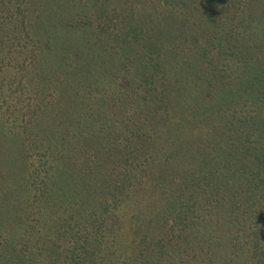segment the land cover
Listing matches in <instances>:
<instances>
[{"label": "rangeland", "instance_id": "obj_1", "mask_svg": "<svg viewBox=\"0 0 264 264\" xmlns=\"http://www.w3.org/2000/svg\"><path fill=\"white\" fill-rule=\"evenodd\" d=\"M92 1L94 3V0H42L41 9L44 12L45 9L47 11L44 20L39 19V9L36 5H31L26 14L33 19L35 28L39 25L45 29V32L37 43L30 28L29 36H26L22 27L15 33L11 46H8L9 41L5 43L9 34L6 30L10 26L8 29L11 31V27L20 22L18 17L22 19L23 11H18L19 14H17L15 5H12L8 12L0 8V165L2 164L0 174L6 175L9 181L5 189L4 205L0 208V240L4 239L9 244L12 243L14 254L23 258V264L25 260L26 264H70L68 260L70 253L83 254V249L75 247L74 238L81 236L85 239L90 225L96 224L94 221L97 218H93L91 210V213L86 211V214L80 215L84 218L80 220L77 213L71 210L90 199V194L84 193L79 189V185L75 186L73 182L80 178L77 175V170L80 168L86 176L91 178L95 176V179L99 177L98 181L101 184L96 185L95 189L107 188L114 182L120 187L115 191L119 194L118 200H120L117 202L118 209L114 210L115 215L103 216L110 219L106 220L108 223H106L105 233H108L110 228L126 231L121 238L114 241L115 247L112 248L114 255L119 258L117 263L134 264L135 260L137 264H221L218 256L212 255L219 254L220 249H225L219 255L224 260L223 264H228L224 257L233 254L232 247L229 248V246L233 245L234 241L231 239L235 238L233 231L236 228L235 224H238L229 213H237L249 223L250 221L260 223V218L250 219L251 216L256 215L255 213H260L259 198L254 193L248 192L245 187L242 188L244 192L239 194L234 184H223L222 188H227V191L224 195L221 194L217 205L216 203L209 207L198 205V216L196 214L193 217L197 216L199 227L188 234L187 239L184 235L182 236L184 233L182 228L177 235L175 231L168 233L164 229L162 233L160 232L162 237L158 234L154 235L151 242L149 241L151 237L146 236L143 241L136 235V233H142L146 224L143 221L144 215L139 213L138 208H143L139 204L141 202L153 204V193L158 192V188H154L155 185L152 184L153 178L151 180V175L146 171L148 169L147 164L143 162V156H147L148 147H154V145L158 150L157 156L161 155L164 151V138L175 139L176 143H181L176 150H174L175 145L171 147L173 152H178L173 154L174 159L171 160V165L178 160L186 164L185 168L189 173L203 177L213 185L220 176L221 163L228 164L226 159L236 160L238 156L243 155L246 159L249 158L245 149L253 152V148L258 147L257 135L261 139L259 141L264 143V123L257 127L251 124V114L246 112L245 107L236 106V110L240 112L237 119L240 126L234 121L236 119L233 120L230 116L234 112L233 106L232 108L226 106L215 114L216 118L214 116L213 121L219 127H212L210 124L212 121L202 123V117H205V114L199 111L196 101L198 98L200 100L202 95L200 96L194 88H196L195 82L203 86L206 84V78L203 81L199 79L200 70L195 69L196 66L201 67L199 63L205 59V51L192 42L189 36L187 40H182L181 37H184L186 33H181L176 25L178 18H185L189 20V24L191 22L198 28H204L207 36L212 37V42L217 44L219 49L220 47L226 49L225 53L228 56L230 52L239 50L243 52V56L247 53L260 56L264 54V0H230L231 2L228 0H180L177 6L172 2L171 9L163 5L160 0H146L148 1L146 4H142L141 0H110L113 3L132 2L134 6L141 8V12L156 18L147 25L151 27L155 24L157 27L153 29V32L158 34L164 42L158 71H165V76H186L188 79L186 97L182 101L185 106L178 105L181 110L177 109L174 114L169 113L166 119L161 120L162 124H156L155 118L146 113L136 114L143 105L141 96L144 94L145 87L148 86L144 82L141 83L143 72L152 73L147 58H142L141 65L134 62L127 69L116 64V68L105 71L103 64L99 65L102 50L99 51V48L95 47L94 37L93 46H91L92 39L89 32L78 23L82 15L86 19L85 15L88 11H90L89 14L93 11V21L97 19L94 9L91 8ZM123 9L118 11L122 12ZM164 14L169 15L165 17ZM218 39H222L224 45L221 42L217 43ZM205 42L210 50L212 44L210 39ZM180 48H183L181 55ZM17 49L20 53L15 52ZM218 51L216 47L214 53ZM120 55L121 53L117 57ZM229 60L235 63V67L241 69L236 59ZM146 63L150 69H146ZM256 63L251 66L257 65ZM228 68H231V64ZM103 71L104 75L107 74L106 77ZM87 73H90V76L93 74L92 77L96 79L88 78ZM47 76L49 83L44 81V77ZM108 76L111 80L108 86L117 95L115 99L112 98L113 94L107 90L104 83ZM138 83L140 86L137 87ZM96 84L102 87L96 88ZM70 86L74 90H68ZM77 92L79 94H76ZM84 96L90 99L98 96L104 101L99 108V103L93 102V110H97L101 118L109 114L107 110L110 109L112 102L117 104L116 108L111 107L113 111L109 121L119 127L122 126L121 128L126 130V135L131 139L128 144L125 140L122 141L120 136L115 135V140L112 142L113 149L117 147L114 159L124 166L123 171L126 167L137 165L135 171L139 172V176L133 181H130L128 175L123 176L121 170L112 176L111 172L103 173L102 169L98 168L102 166L100 162L102 159L98 158L102 156L103 148L107 147L105 142H103V148L88 149L87 154L82 152L83 150H80L79 154L74 150L71 153L68 152L69 157L66 159L62 157L64 148L58 146L59 150H56L50 145L49 132L54 121L72 119L71 111H78L79 115L86 117L83 120L86 124L91 120L93 117L91 107L87 110V106L84 108L79 103ZM207 100L213 102L209 98ZM58 103L66 107L59 109ZM120 106L121 109L118 110ZM260 106L263 107L260 111L264 116V104ZM205 113L208 115L207 111ZM257 113L260 114L259 111ZM224 114L229 120H233L234 127L230 128L226 125L227 119ZM79 120L82 121L80 116ZM56 126L60 127V123H56ZM64 126L65 124L61 123V127ZM44 129H46L44 135L40 137ZM211 132H214L215 148L210 141ZM109 134L105 133L107 138ZM38 144L39 151L34 148ZM227 145L228 150H226ZM5 152L9 157L4 163L2 157L5 156ZM125 160L126 163L123 164ZM19 166L25 169L24 180L31 173L32 181L33 175L36 176L39 173L40 178L36 181L37 184L45 189V196L47 191L49 192L45 201L36 202L37 199L33 196L35 190L30 184L27 185L26 180L25 186L21 181L19 186L21 190L18 192L20 196L17 199L19 209H17L15 205L17 193L14 188L15 182L21 178V173L16 171ZM48 167L51 168L46 177L44 175ZM94 168L97 169L96 175H93ZM151 169L154 173L153 166ZM63 176H66L70 182L60 181L59 179ZM62 186L64 190L70 189L66 190L67 197H64V203H61L60 197L56 194L57 188ZM80 190L82 193L79 196ZM71 193L77 194L78 197H72ZM234 196L236 203L233 205L230 201ZM0 198L3 201V196L0 195ZM111 199L108 195L104 196L107 203H111ZM125 201H134L133 208L126 207ZM69 202H72L73 206ZM239 207L243 208L242 210L247 209L248 213L242 210L237 212ZM245 214L251 215L247 218ZM43 220L48 222L40 225ZM102 223L103 221L97 222L96 227L101 226ZM70 230H73V233ZM246 235L239 234L238 242L236 239V244L241 246L236 250L239 251L241 258L245 249L242 244L247 243L248 239H245ZM38 238H41L40 242ZM159 240L161 241L156 243ZM222 242L226 245L225 247H221ZM116 251L124 252L119 254ZM241 258L238 260L241 261Z\"/></svg>", "mask_w": 264, "mask_h": 264}, {"label": "trees", "instance_id": "obj_2", "mask_svg": "<svg viewBox=\"0 0 264 264\" xmlns=\"http://www.w3.org/2000/svg\"><path fill=\"white\" fill-rule=\"evenodd\" d=\"M141 1L142 4H146L148 2L146 0ZM178 1L180 0H160L163 5L168 6L170 9L172 7L171 3L174 2L175 6H177ZM228 1L231 2L230 0ZM41 3L42 0H0L1 10L4 8V10L7 11L11 9L12 5H15L17 14H19L18 11H23L22 19L18 17L20 22L18 24H14L11 27V31L8 29L10 26L6 30L9 31V34L5 39V43L7 41L10 42L8 46L12 45V40L15 36V33L22 27L26 36H29L28 32L30 28L31 32L36 37V42H40V39L43 36L42 33L45 32V29L39 25L35 28L33 19H30L26 12L31 5H36V7L39 9V19L44 20L45 14L47 15V11L45 8V12L41 9ZM91 8L92 10L94 9L97 19L93 21V11L91 14H89L90 11H88V14L85 15L86 19L82 15L78 23L79 25H83L84 28L89 32L92 39L91 46H93L94 37L95 47L97 46V48H99V51L102 50L101 59H99V65L103 64V68L105 71H107V69H112L113 67L116 68V64H119V66L121 68L123 67L124 69L130 68L129 66L134 62H137V65H141L142 58H147L149 61L148 63L152 69V73L149 74L147 71L143 72L144 75L142 77L143 79L141 80V83L144 82L148 86L145 87L144 94L141 96L143 105L140 106V111L136 114L138 115L141 113H146L148 114V116H153V118H155L156 124H162L163 121L161 120L166 119L169 113L174 114L177 109L181 110V107H178V105L185 106L182 101L186 97L185 91L188 85V79L186 76H165V71H158V69L160 68L159 63L161 58V51H163L164 42L160 39L158 34L153 32V29L157 26L155 24L151 27L147 25L148 23L151 24L152 21H154L153 19L156 18H154V16H147V14L141 12V8H137L132 2H127L125 4L119 2L113 3L110 0H94V3L92 1ZM122 8H124L122 12L118 11ZM42 12L44 14H42ZM168 15L164 14L163 16L167 17ZM32 17L34 18V14H32ZM161 24L162 22L160 23V25ZM176 25L181 33H186L184 37H181L182 40H187V37L189 36L190 39L193 40L192 42H194L199 48H201L202 51H205V59L201 63H199L201 64V67L196 66L195 69L200 70L199 79H202L203 81V79L206 78V84L203 86V84H197L195 82L196 88H194L200 96L202 95V97H200V100H198L199 98L196 100L198 103L197 106H199V111H201L203 115L205 114V117H202V123L203 121L209 123L212 121V123H210L212 127L217 128L218 125L216 126L213 121L215 114H218V112H220V109L226 106H230V108H232L233 106L234 112H232L233 115L230 116L233 120L236 119L234 121H236V123H238L239 125V120L237 119L240 112L236 110V106H241L245 107L246 112L251 114V124H253L254 126L256 125V127L261 126L262 123H264V116H262L260 111L261 109H263V107L260 105L264 104V54H260V56H253L250 55L251 53H247L245 54L246 56H243V52L239 50L236 52H230L228 56L225 53L226 49H221V47L219 49L218 45L212 42V37L209 38V36H207V31L204 28H198L191 22L189 24V20L185 18H178ZM207 39H210L212 43L211 45L209 43L211 47L210 50L209 48H207V44L205 42L207 41ZM216 42H221L223 43L222 45H224L222 39H218V41ZM216 47L219 51L217 53H214ZM18 49L15 52L20 53ZM182 49L183 48L179 49L181 50V52L179 53L180 55L182 53ZM212 50L214 51L212 52ZM207 51L209 52L208 54ZM120 53L121 55L117 57ZM227 57H229V59H236V61L239 62L238 65L241 66V69L239 70L238 67H235V63L233 61H230ZM250 59H253V62ZM224 60L226 61L223 63ZM255 63L257 65L251 66ZM230 64L231 68H228ZM149 65L147 63L145 64L146 69H150ZM175 65L177 66V60L175 62ZM104 74L105 72L103 71V75ZM86 76L89 78L92 77L93 74L92 76H90V73H87ZM104 76L106 77L107 74ZM94 79H96V77L93 78V80ZM44 81H47L49 83L48 76L44 77ZM110 81L111 80L108 76L104 83H106L107 90L113 94L112 98H114L117 95L115 92H112L111 88L108 86ZM138 86H140V83H138L137 87ZM95 87L100 88L102 86L96 84ZM71 89L74 90V88L70 86L68 90ZM76 94H79V92H77ZM208 98L210 100H213V102H209L207 100ZM93 102H98L99 108L104 101L98 96H95L92 99L84 96L79 102L84 106V108L85 106H87V110L91 107V110L93 112V117L87 122V124L85 123L86 121H83L86 117H84L83 115H79L78 111H71L73 112L71 115L73 116L72 119L69 118L67 120L62 119L57 120L56 122L54 121L53 125L50 127L51 129L49 132L51 136L50 145H52L56 150H59L58 146L64 148L62 157L66 159L69 157L67 154L68 152L71 153L74 150V152H78L79 154L81 152L80 150H83L82 152L87 154L86 151L88 149L97 150V148H99L100 150L101 147H104L103 142H105L107 144V147L103 148V154L98 158L99 160L102 159V161H100L102 166L98 168H101L103 173L104 171L108 173L111 172L113 176V174L117 171H123L124 167L120 162L114 159L117 147L113 149L112 142L115 140V135H118V137L120 136L122 141L125 140L127 143L130 141L131 137L126 135V130L122 129V126L119 127V125H116L114 122L109 121V116L113 111L111 110V107L115 106L116 108L117 104L112 102L110 104V109L107 110V113L109 114L101 118L100 114L97 113V110H93ZM208 102L209 104H207ZM58 105L59 109L66 107L60 103H58ZM120 109L121 106L118 110ZM205 111L208 112V115L205 113ZM257 111H259L260 114H258ZM79 116L82 121L79 120ZM226 119V125H229L230 128L234 127V125H232L233 120H229V118L227 117ZM56 123H60V127L56 126ZM61 123L65 124V126L61 127ZM248 124L250 125V123ZM45 130L46 129L42 130V133H40V137L44 135L43 133ZM105 133H110L108 138ZM213 133L214 132H211V135H209V137L212 138L210 141L212 147L215 148L216 145L213 144ZM258 136L259 135L256 136V144H258V147L260 149L256 147L258 149L253 148L254 151L250 152L246 148L245 152L249 156V158L247 159L246 157H244V155L242 156L243 158L238 156L236 160L234 158H232L231 160L229 158L226 159V162L228 164L221 163L222 170L219 174L220 176H218L213 185L203 179V177H199L198 175L189 173L185 168L186 164H182L178 160L174 165H171V160L174 159L173 154L178 153L173 152L171 147L175 145L174 150H176L178 144L180 145L181 142L176 143L175 139L172 140L169 137L164 138V151L161 155L158 156V150L156 146H149V154H146L147 156H143V162L147 164L148 170L146 171H148L151 175V180L153 178L152 184L155 185L154 188H158V192L153 193V204H149L147 202H141L139 204V206L143 207L142 209L138 208L139 213H142L144 215L143 221H145L146 224L144 229L142 230V233H136V235L141 237L140 239H142L143 241L146 236H149L151 237L149 238V241L152 242V237L154 235L158 234L162 237L161 233L162 231H164V229H166V232L168 233H171V231H175V234L177 235V233L183 228L184 233H182V236L184 235L185 239H187L188 234L196 231V228L199 227V220L197 219V213L199 212L198 205L202 204V206L204 205L206 207H209V205H215V203L217 205L218 199L221 198V194L223 193L224 195L227 191V188L223 189L222 185L227 183L234 184L239 194H242V192H244L242 188L245 187L248 192L254 193V195L259 198V200L261 201L260 213H255L256 215L251 216L250 219L256 220L260 218L261 222L259 223V221H250L251 223H249L246 219L241 217V215H237V213H229L230 217L236 219L238 224H235L236 228L234 229L235 231H233V235L235 238L231 239L232 241H234L233 245L229 246V248L232 247L231 249L233 254L224 257V259L228 261V264H247V262L248 264H264V143L260 142L261 139L258 138ZM39 147L40 145L38 144L35 145L34 148L39 151ZM228 149L229 147L226 150ZM6 154L7 153L5 152V156L2 155L4 163L6 160H8L7 158L9 157ZM125 163L126 160L123 164ZM1 166L2 164L0 165V170ZM152 166L155 170L154 173H152ZM50 168L51 167H48L46 175L44 176L48 177ZM136 169L137 165L126 167V170L121 172V174L125 177L126 175H128L130 181H133L139 176V172L135 171ZM16 171L18 173H21V178L18 182H15L14 188L17 193L15 195L16 207L17 199L20 196L18 192L21 190L19 186H21V181L23 183L22 185L25 186V180L27 182V185L30 184L31 188L35 190L33 192V196L35 197V199H37L36 202L42 203L43 201H45V198L47 197L49 192L47 191V194L45 196V189L37 184L38 182L36 181H39L40 178L39 173L36 174V176L33 175L34 179L31 181V173L28 175V179L26 178L24 180L23 175L25 169L22 166H19L18 170ZM77 172V175L80 178H77V181H73L74 185H79V189H81L87 195L90 194V199L81 206L77 208L75 206V209L71 210L74 213H77V216H79L80 220H84V218H81L80 215L86 214V211L91 213L92 210L94 216L93 218H97L94 222H96L97 224V222L103 221V223L98 227H96V224L92 223L87 232L88 236L85 239H83L81 236L74 238L76 242L75 247L77 246L76 248L83 249L84 253L81 254L79 252L77 253V255L74 252L70 253L68 260L70 261V264H119L117 263V261H119V258L114 255L115 253L112 248L115 247L114 241L121 238L123 236V233H125L126 231H122L120 230V228L117 230H115L114 228H110L109 232L105 233L107 229L106 223H108L106 220L110 219L109 217L104 218L103 216H105V214L112 217L115 215V211L118 209L117 202H120V200H118L119 194L115 193V191L120 189V187L116 182H114L107 188H100L99 190L95 189L96 185L100 186L101 184H99L98 181L99 177L95 179V176H93L92 178L86 176L83 170L80 168L79 170H77ZM51 173H53L52 170ZM96 174L97 169L94 168L93 175ZM59 180L65 181V183L70 182L67 180L66 176L61 177ZM8 184L9 181L6 175L0 174V195L3 196V201L0 198V208L4 205L3 202L6 198L5 189L7 188ZM45 184L47 183L45 182ZM66 190L70 189L67 188ZM66 190H64L63 186L57 188L56 194L60 197L61 203H64V197H67ZM81 190L78 191L79 196L82 193ZM96 190L98 191L95 192ZM72 191L76 192V190ZM77 194L71 193V196L78 197ZM105 195H108L112 198L111 203H107L106 200H104ZM230 202L234 205V203H236V197L234 196ZM125 203H127L126 207L133 208L132 206L134 204V201H125ZM70 204L73 206L72 202ZM17 209L19 208L17 207ZM242 209L241 207H239L237 209V212L241 211ZM242 212L248 213L247 209L242 210ZM196 214L197 216L193 217ZM245 215L247 218H249L251 214ZM194 218L197 220H195ZM45 222L48 221L43 220V223L40 222V225L45 224ZM70 232L73 233V230H70ZM242 233L245 235L247 234L245 239H248L247 243L244 242L242 244L245 249L243 250V257L241 258L239 251H236L238 248H241V246L236 243L238 242V235L240 234V236H242ZM28 239L29 236L27 237V240ZM38 240L40 242L41 238H38ZM161 240L157 241L156 243H159ZM225 240L227 239L225 238ZM221 244V247L226 246L223 242ZM12 248V243L9 244L4 239L0 240V264H15L16 261H18V263L16 264H23V258L21 259L16 254H14ZM224 251L225 249H220V253ZM123 252L124 251H119L117 253L121 254ZM219 254L214 253L212 256H218L219 260H221V264H223L224 260ZM239 258H241V261L238 260ZM108 260L110 262H108ZM133 263L137 264L135 260L133 261Z\"/></svg>", "mask_w": 264, "mask_h": 264}]
</instances>
